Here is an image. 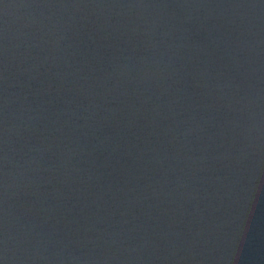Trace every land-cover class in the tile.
Masks as SVG:
<instances>
[{
    "label": "water",
    "instance_id": "95a60500",
    "mask_svg": "<svg viewBox=\"0 0 264 264\" xmlns=\"http://www.w3.org/2000/svg\"><path fill=\"white\" fill-rule=\"evenodd\" d=\"M0 264H264V0H0Z\"/></svg>",
    "mask_w": 264,
    "mask_h": 264
}]
</instances>
